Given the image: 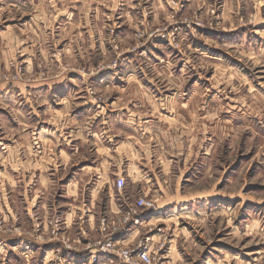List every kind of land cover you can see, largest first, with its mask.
I'll return each instance as SVG.
<instances>
[{"label":"rangeland","instance_id":"rangeland-1","mask_svg":"<svg viewBox=\"0 0 264 264\" xmlns=\"http://www.w3.org/2000/svg\"><path fill=\"white\" fill-rule=\"evenodd\" d=\"M0 41V264H100L74 247L102 241V218L139 197L172 209L133 241L147 239L165 264H264V0H0ZM122 130L134 136L129 164ZM87 133L105 159L94 171L82 168L98 155ZM58 147L71 159L35 171ZM71 177L89 186H66ZM75 191L78 204L94 191L93 229L85 205L78 229L65 225ZM108 191L119 214L103 211Z\"/></svg>","mask_w":264,"mask_h":264},{"label":"crops","instance_id":"crops-1","mask_svg":"<svg viewBox=\"0 0 264 264\" xmlns=\"http://www.w3.org/2000/svg\"><path fill=\"white\" fill-rule=\"evenodd\" d=\"M14 25L16 26V24H13L12 26H14ZM0 42H2V41H0ZM0 47H1V45H0ZM6 47H7V45H6ZM11 52H12V50L10 48H6L4 50L5 55H7L8 57H11ZM25 53H27V46L25 47ZM5 59L6 58L0 54V64H3L4 66H6L7 65V61ZM27 67L29 68V66H27ZM60 74H62V73H60ZM75 78L76 77H73L71 79L76 80ZM64 80H65L64 77L59 78V81L58 80H56V81H50L49 80L47 82H44L41 85V87L45 86V89H44L45 91L44 92L47 93L49 91V88L51 87V85H54V84L60 85ZM69 81H70V79H69ZM69 83L71 85L72 81L69 82ZM1 87H3V86L0 85V88ZM13 87L15 89H17V84H13ZM3 89H5V87ZM0 90H2V89H0ZM42 90H43V88H41V91ZM4 91H5L3 93L4 95L2 96L3 104L8 102L9 103V109H10V111H12V109L15 108L16 103H17L16 97L14 96L15 93L13 91H11V90H9V91L4 90ZM60 98L61 99L65 98V96H61ZM80 118L84 119L85 121L91 122L92 116L87 115L86 117H81V116L75 115L72 119L76 120V121H80L79 123H81V119ZM16 126H17V115L14 114V116H12V118H10L9 128L14 130V129H16ZM80 127L81 126H78V128H80ZM80 131L81 130L76 131V133H75L76 138L75 139L84 140L85 138L79 137V135L83 136V134ZM122 132L126 133V138H124L123 140H127V141H123L122 142L120 154H121V158L125 159L126 161H128V164H129L128 156L131 153L133 154V148L131 147L132 145L129 143L128 140H130L129 137L134 138V136L129 135L127 133L128 131H126V130H122ZM87 137L92 142V147L95 150V152L98 153V155H96V157H93V160H92L94 162L93 166L87 164L86 166H83L82 168L84 169V168L87 167L88 170L91 168L94 171V169L96 168L95 166L101 165L103 162H105V159L103 158V154H101V149L102 148H100V145L97 143L96 139H94L90 133H87ZM16 139L17 138H15L14 135H10V141L7 144V146H8L7 155H8V160H9L8 169L10 171H17L18 170L17 162H16L17 158L13 159V157L11 156V152H12L13 148H16ZM186 143H187V140H186ZM83 144H84L83 142H80V143H78L77 146L80 147ZM58 148L59 149L57 151L56 150L53 151L51 149L50 150H46V152L44 151L45 155H44V157L42 159V163H43L42 169L34 168V170L35 171L36 170H45V171H47V170H52V169L54 170L55 167H61L62 166V163H63L64 159H66V158L67 159H71L64 152L63 148L62 149L60 147H58ZM160 148L162 150H164L165 146L164 147L160 146ZM162 150L159 151V154L162 153ZM184 150H186L185 146H184ZM15 152H16V150H15ZM104 152H105V149H104ZM70 153H72V152H70ZM42 155H43V152H42ZM45 160H47L49 162H45ZM169 161H171L170 158H169ZM19 169H21V168H19ZM27 169L32 170V167L29 166V167H27ZM137 175H138V177L141 176L140 174H137ZM115 178H114V180H115ZM143 181L144 182H141V179L137 178V182L138 183H142V186H148V180H143ZM74 182L76 183V185L78 184L79 186L81 184H83V183H86L85 185L89 186L88 185L89 182L85 181L84 179H80L79 181L77 179H75ZM95 182H96V183H94L95 187H100L102 185V182L100 181V179H95ZM75 183L72 182V177H71V179L70 178L68 179V182L66 183V186H69V185L75 186ZM151 183H153V181H151ZM112 192L114 193L113 190H112ZM112 192H109V191L106 192V199H105V202H104V206H103L104 210L103 211H105V212H113V213H118L119 214V211L121 210V205L119 204V199H117L113 195ZM77 193H78V191H75L73 196H72V200H73L74 203L71 205V208H68L67 211L65 213H63L62 218L65 221V225H66V227L70 226V228L77 230L78 228H77V224H76L77 221H76V218H75L76 217L75 216V210L79 209L80 206L85 205V209L83 211H86L85 212L86 213V216H85L86 223L91 229H93L94 225H95V217H96L95 207L97 208V203L95 202V196H94V194H92V193H94V191L91 192V195L89 196L90 197L89 201L87 203L81 201L79 204L76 201ZM191 203H193V202H191ZM184 204H186V203H184ZM68 205H70V204H68ZM43 206L44 205L41 204V207H43ZM157 206L158 205L156 204V209H155L154 212H152L154 215H151V217H148L147 219L142 220L140 223H138L136 225H132L129 228V230L126 232V234L120 240L121 241L120 243L122 245L126 246V245L131 244V243L133 244L134 243L133 241L137 238V235H138V233H140L141 228L144 227V225H146V223H150L151 220H153V219H160V218H164V216L165 217L170 216V214H166V212L168 213V212H170L172 210L171 207H170V204H164L163 206H160V207L158 206L159 208ZM163 214H164V216H163ZM92 234L93 233H91L89 235L91 237L88 238V239H90V242H94V240H95V239L94 240L92 239V238H94L92 236ZM94 247H95V244L93 245V244H91L89 242H88L87 247L86 246H83V247H80V248L74 247L75 252H77V254L73 255V256L83 260L85 258V256H86V254L84 255V253H86V252H89V253L95 252V249H93ZM114 260H115V257L113 255L110 258H107L106 256H104V257H101L100 264H111L112 261H114ZM108 262H110V263H108Z\"/></svg>","mask_w":264,"mask_h":264},{"label":"built area","instance_id":"built-area-1","mask_svg":"<svg viewBox=\"0 0 264 264\" xmlns=\"http://www.w3.org/2000/svg\"><path fill=\"white\" fill-rule=\"evenodd\" d=\"M115 185L121 190L124 185V178L117 176ZM126 210L120 213L121 218L116 220L102 218L100 230L102 232V241L95 245V252L91 253L90 261H95L96 255L109 256L117 258L118 264H165L163 254L159 250L151 251L147 239L138 240L130 247L122 245L120 240L132 225L140 223L143 219L144 212H154L156 202L151 197H139L134 203H125ZM60 219L54 218V227L52 233L56 234L60 230Z\"/></svg>","mask_w":264,"mask_h":264}]
</instances>
